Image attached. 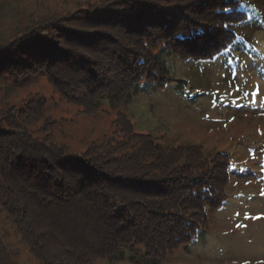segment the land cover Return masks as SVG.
I'll use <instances>...</instances> for the list:
<instances>
[{
  "label": "trees",
  "instance_id": "16d2710c",
  "mask_svg": "<svg viewBox=\"0 0 264 264\" xmlns=\"http://www.w3.org/2000/svg\"><path fill=\"white\" fill-rule=\"evenodd\" d=\"M259 17L248 0H86L1 42L0 79L41 74L81 112L102 98L120 107L166 84L159 54H229L241 45L234 26ZM47 103L35 94L0 108V210L38 264H93L128 247L164 255L226 202V152L160 142L119 109L109 134L76 151L35 134ZM5 256L0 245V264H12Z\"/></svg>",
  "mask_w": 264,
  "mask_h": 264
},
{
  "label": "rangeland",
  "instance_id": "374dc122",
  "mask_svg": "<svg viewBox=\"0 0 264 264\" xmlns=\"http://www.w3.org/2000/svg\"><path fill=\"white\" fill-rule=\"evenodd\" d=\"M84 1L0 0V43ZM248 1L258 6L260 17L234 26L240 47L201 61L163 52L166 84L143 86L120 107L102 98L98 108L81 112L41 74L0 79V108L18 105L28 95L45 97L49 118L32 125L35 134L76 151L109 134L119 109L137 131L160 142H191L229 155L227 200L210 215L204 232L164 255L145 257L141 247H128L93 264H264V0ZM0 245L12 264H38L1 210Z\"/></svg>",
  "mask_w": 264,
  "mask_h": 264
},
{
  "label": "snow or ice",
  "instance_id": "6c2138e0",
  "mask_svg": "<svg viewBox=\"0 0 264 264\" xmlns=\"http://www.w3.org/2000/svg\"><path fill=\"white\" fill-rule=\"evenodd\" d=\"M224 11H227V8H225ZM223 27L227 29L229 26L225 24Z\"/></svg>",
  "mask_w": 264,
  "mask_h": 264
}]
</instances>
